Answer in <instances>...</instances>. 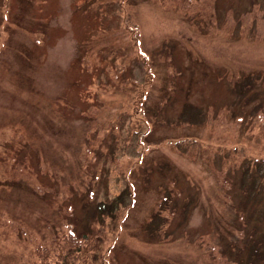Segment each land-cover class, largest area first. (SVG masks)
<instances>
[{"label": "rangeland", "instance_id": "obj_1", "mask_svg": "<svg viewBox=\"0 0 264 264\" xmlns=\"http://www.w3.org/2000/svg\"><path fill=\"white\" fill-rule=\"evenodd\" d=\"M65 231L264 264V0H0V264Z\"/></svg>", "mask_w": 264, "mask_h": 264}, {"label": "trees", "instance_id": "obj_2", "mask_svg": "<svg viewBox=\"0 0 264 264\" xmlns=\"http://www.w3.org/2000/svg\"><path fill=\"white\" fill-rule=\"evenodd\" d=\"M102 203L99 204V206ZM97 239L91 232L78 235L65 231L57 235L51 247L37 248L34 264H88L92 261Z\"/></svg>", "mask_w": 264, "mask_h": 264}]
</instances>
